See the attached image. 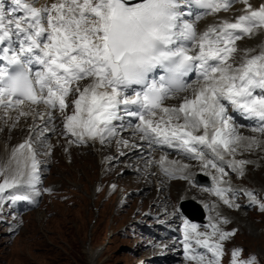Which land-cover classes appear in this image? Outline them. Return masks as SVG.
Instances as JSON below:
<instances>
[{
  "label": "snow or ice",
  "instance_id": "1",
  "mask_svg": "<svg viewBox=\"0 0 264 264\" xmlns=\"http://www.w3.org/2000/svg\"><path fill=\"white\" fill-rule=\"evenodd\" d=\"M241 2L245 14L235 22L223 21L199 35L184 8L194 4L216 13L228 11L232 0H54L40 7L35 0H13L7 11L0 4V109L27 116L25 104H43L42 120H52L58 109L66 132L81 142L87 136L104 143L117 135L114 121H121L122 130L126 118H135L142 140L176 147L223 175V168L205 160L200 146L220 159L224 152L235 153L244 138L236 134L233 113L254 121L251 130L264 134V48L239 61L235 56L237 41L264 29V4L253 10L248 0ZM157 71L163 73L158 79L152 75ZM189 73L196 74L194 85L183 79ZM189 89L191 96L178 106H164L166 99ZM120 142L128 146L127 140ZM257 143L252 139L248 147ZM165 159L160 164L168 173ZM10 163L15 166L0 183V207L5 200L29 199L6 196L7 189H34L39 179L31 140L13 150ZM231 163L242 168L245 162ZM213 191L231 206L224 196L228 189ZM184 223L186 258L220 264L219 241L234 233L221 232L216 224L204 233ZM217 234L219 240L213 241ZM238 256V250L232 253L231 264H254L253 259L238 262Z\"/></svg>",
  "mask_w": 264,
  "mask_h": 264
},
{
  "label": "rangeland",
  "instance_id": "2",
  "mask_svg": "<svg viewBox=\"0 0 264 264\" xmlns=\"http://www.w3.org/2000/svg\"><path fill=\"white\" fill-rule=\"evenodd\" d=\"M23 122L26 123V121H21L17 126V129L23 133L16 138L14 137L11 141L9 140L10 144L21 139L20 136L24 135L25 130L23 131L22 126L25 123ZM13 128L10 124L7 126V131H12ZM3 142L5 144L3 138L0 137V145L3 146ZM97 148L99 149V147ZM97 148L94 149L96 152H93L92 149L90 152H80L76 156L74 154L73 156L69 155L72 164L68 169H63L59 165L55 168L68 181L80 185L84 190V193L82 192L83 198L69 207L53 202L51 205L55 209L60 208V213L55 212L46 215L43 210L33 212L38 221L35 219L30 220L33 225L32 230L34 232L38 230V233H47L46 235L52 238L54 242L46 238L49 241L47 248H41L44 247L41 245L39 247L41 249H38L37 246L36 249L38 250L36 251L34 244L26 239L25 234L22 235L20 240L19 237H17L18 240L16 238L6 240V237L0 236V264H133L136 257L142 254L143 249H147L138 246L135 252H131L126 245L132 244L131 241L134 240L135 236L122 233L119 226L130 218L131 210L135 207L136 209H143L148 205L155 206L154 208H158L159 205L162 207L165 204L164 195L168 187L159 186V189H157L154 184L152 185L151 182L147 181L146 177L133 173L131 170L133 165L127 167L128 169H125L124 173L116 174L121 163L116 164L115 160L117 159L114 156L118 155L122 157L121 159L129 158V156H120V153H113L112 161L116 166L109 169L107 176L101 179L102 175L98 172L99 162L97 160H101L102 163L107 158L105 155V158L101 156L103 154H100ZM112 149L111 147L106 148V152L110 153ZM4 152H6L5 149ZM124 153H127V151ZM6 157L9 158L10 155L6 154ZM127 163H129V160H127ZM254 173L258 181L264 182V169L255 170ZM48 176L52 177L53 174H48ZM110 176L116 177L113 179H116L117 183L113 190H105V181ZM149 177L148 179L151 180ZM96 180L100 181L99 186ZM178 184L175 183L174 186L177 187ZM93 185L97 187L94 191ZM135 187H140L139 191L126 195L129 201L117 207L115 200L118 194L125 189ZM158 193H161L164 198V202L159 204H157L160 202ZM44 216L46 219L42 220ZM40 220H42L41 223ZM248 223L253 227V233L241 236L240 240L244 241L249 247L264 249V230L259 223L252 220ZM31 228L29 227L26 233H29ZM154 241L155 245L158 239H154ZM52 246H54L55 251L49 249ZM14 248L27 251L30 257L24 259L23 255H17L14 252L18 251ZM152 248V251H146L147 254L155 253L157 249L162 251H168L169 249L158 246H152ZM90 251H96L92 262L88 257ZM57 252H59L58 255H56Z\"/></svg>",
  "mask_w": 264,
  "mask_h": 264
},
{
  "label": "bare ground",
  "instance_id": "3",
  "mask_svg": "<svg viewBox=\"0 0 264 264\" xmlns=\"http://www.w3.org/2000/svg\"><path fill=\"white\" fill-rule=\"evenodd\" d=\"M249 4H251L252 6V9L253 10H256L258 9L257 6H256V3L255 1H249L248 2ZM0 4L3 5V8H4V0H0ZM38 6H42V2L41 4H37ZM246 5H243V4H240L237 8V10L235 12H233L230 8L228 9V11H220V12H217V14L214 16L212 15L208 20L207 22H211V26H217L219 24H221L223 21H228V22H235V20L240 16V15H243L245 14V9H246ZM205 22V24L207 23ZM247 42H250L251 45L250 47H247L248 43ZM264 43V29H257V30H254L253 34L250 35V36H244L241 40L237 41L236 42V46H237V52L235 54V56L238 58V60H240L241 58H243L245 56V52L247 50H250L252 49L254 46H260L259 47V50H261L262 48H264V46H261V44ZM252 51V50H251ZM43 110H45V108L43 107L42 108ZM42 113V112H41ZM32 115V119L34 120V122L38 121L40 116L39 114L37 113L36 109L35 108H32L31 109V113L29 116ZM18 115L16 114L15 116L13 115L8 122H5V117L3 115H0V127H4V124L8 125L10 124V121L14 122L15 121V118L17 117ZM39 117V118H38ZM26 117L24 116H21V119L23 121H26L25 119ZM31 118V117H30ZM30 118L28 120H30ZM27 122V121H26ZM20 124V122L16 123V127ZM20 130L18 129H15L13 130L12 132H10L9 134V138L10 139H13L14 137L16 138L18 136V134H20ZM25 132V136L28 134L27 130L24 131ZM8 134L6 132H3L2 130L0 131V137L3 138V141H5V144L3 142V146L0 145V148H1V152L2 153H6L4 152V149L5 151L8 150L7 148L10 147V141L8 139ZM22 139L24 138H21V139H18L17 141L13 142L12 144L13 145H18L20 143H22ZM102 143L100 141H97L93 144V147L90 148V150L92 149H96L97 147H99V149L97 151L100 152V154H103L101 156H103L105 158H108V153H105L106 152V148L104 147H100L99 145H101ZM96 147V148H95ZM201 148V146H200ZM112 152L114 151V153L118 154L120 153L119 155L120 156H126L129 160V163L134 159L133 156H137L139 154V150H138V147L137 146H133V145H130L128 143V146H123V145H117L115 148H113L111 150ZM125 151H127V153H124ZM93 152H96V150H93ZM261 152V151H259ZM99 154V153H98ZM10 157L8 158L9 159V162H11L12 160V152L9 154ZM105 155V156H104ZM189 158L188 160L190 161H197V164L200 165L202 162L198 159H195L193 158L192 156L188 155ZM264 156V154H260L258 155V157L262 158ZM101 159V157H100ZM146 162L144 161H141L140 162V165L141 166H144ZM185 165H188V164H185ZM149 178L152 179V177L150 176ZM157 180V179H156ZM176 181H179V180H176ZM174 181V182H176ZM159 181L156 182V185H159L161 187H167V184H166V180H162V183H158ZM178 184V183H177ZM179 184H181V186H179V189H181L182 192L185 193V195L189 194V187L187 186V184L185 182H179ZM94 188H97L96 186H94ZM93 188V189H94ZM215 187H209V188H206V187H198L197 190H198V193L205 199V200H209L211 197H214L216 194L214 193L213 189ZM154 193V192H153ZM158 198H160V202H156L157 204L159 203H162L164 202V198H163V195L161 193H158ZM166 205V203L162 206L164 207ZM157 206V205H156ZM155 207V206H154ZM226 207L228 209H230L234 214L238 213L236 212L234 206L231 204V206H229V204L226 205ZM96 251L92 252L90 251L88 253V257L90 259V262H92L93 258L95 257Z\"/></svg>",
  "mask_w": 264,
  "mask_h": 264
}]
</instances>
